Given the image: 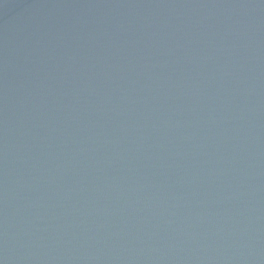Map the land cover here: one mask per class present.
I'll list each match as a JSON object with an SVG mask.
<instances>
[{
	"label": "water",
	"instance_id": "water-1",
	"mask_svg": "<svg viewBox=\"0 0 264 264\" xmlns=\"http://www.w3.org/2000/svg\"><path fill=\"white\" fill-rule=\"evenodd\" d=\"M0 264H264V0H0Z\"/></svg>",
	"mask_w": 264,
	"mask_h": 264
}]
</instances>
